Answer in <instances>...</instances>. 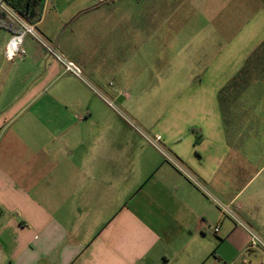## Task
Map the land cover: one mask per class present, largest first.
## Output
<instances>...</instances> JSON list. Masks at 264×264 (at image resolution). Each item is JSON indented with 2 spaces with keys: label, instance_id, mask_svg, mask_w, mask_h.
<instances>
[{
  "label": "crops",
  "instance_id": "1",
  "mask_svg": "<svg viewBox=\"0 0 264 264\" xmlns=\"http://www.w3.org/2000/svg\"><path fill=\"white\" fill-rule=\"evenodd\" d=\"M42 1L81 77L0 16V264H264L149 141L264 241V0Z\"/></svg>",
  "mask_w": 264,
  "mask_h": 264
},
{
  "label": "built area",
  "instance_id": "2",
  "mask_svg": "<svg viewBox=\"0 0 264 264\" xmlns=\"http://www.w3.org/2000/svg\"><path fill=\"white\" fill-rule=\"evenodd\" d=\"M0 9L7 13L20 27V32L14 33L8 44L6 45L4 56L9 62H13L17 58H23L25 51L23 49V42L26 35H32L37 41L48 51V53L55 58L63 66L65 72L71 73L75 76L81 77L80 68L72 61L64 58L59 52L49 43L43 40L35 31V26L26 22L17 12L10 8L3 0H0ZM113 106V103H110ZM149 141L165 156L178 171H180L192 184L201 190L207 197H209L221 210L223 215L230 218L237 225L243 227L248 231L251 237L250 248H261L264 250V241L239 218L232 206L226 205L217 200L189 171H187L180 163L166 153L160 145L161 136L149 138ZM215 233L219 231V227L214 229Z\"/></svg>",
  "mask_w": 264,
  "mask_h": 264
},
{
  "label": "trees",
  "instance_id": "3",
  "mask_svg": "<svg viewBox=\"0 0 264 264\" xmlns=\"http://www.w3.org/2000/svg\"><path fill=\"white\" fill-rule=\"evenodd\" d=\"M10 8L18 13L26 22L34 24L40 21L43 10V1L42 0H3ZM116 0H106L103 3H110ZM6 15L12 21V27H15L13 30L14 33L20 32L19 25L3 10L0 9V16ZM0 26H3L0 23ZM4 27V26H3ZM11 27V28H12Z\"/></svg>",
  "mask_w": 264,
  "mask_h": 264
},
{
  "label": "rangeland",
  "instance_id": "4",
  "mask_svg": "<svg viewBox=\"0 0 264 264\" xmlns=\"http://www.w3.org/2000/svg\"><path fill=\"white\" fill-rule=\"evenodd\" d=\"M248 227V226H247ZM250 228V227H249Z\"/></svg>",
  "mask_w": 264,
  "mask_h": 264
}]
</instances>
